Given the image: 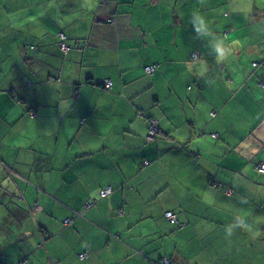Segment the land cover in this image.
Listing matches in <instances>:
<instances>
[{
  "label": "crops",
  "instance_id": "1",
  "mask_svg": "<svg viewBox=\"0 0 264 264\" xmlns=\"http://www.w3.org/2000/svg\"><path fill=\"white\" fill-rule=\"evenodd\" d=\"M194 12L211 33L193 30ZM220 38L233 45L223 62ZM259 163L264 0H0V187L36 198L8 204L0 188L12 264L41 253L23 225L45 264H264Z\"/></svg>",
  "mask_w": 264,
  "mask_h": 264
},
{
  "label": "rangeland",
  "instance_id": "2",
  "mask_svg": "<svg viewBox=\"0 0 264 264\" xmlns=\"http://www.w3.org/2000/svg\"><path fill=\"white\" fill-rule=\"evenodd\" d=\"M101 2L106 3V0H101ZM105 20H107V19L105 18ZM17 24H19L18 20H16L14 22V25H17ZM57 38H58V35H57ZM57 43H59V38L57 40ZM29 183H31V182H29ZM32 185H33V187H36L38 190H42V188H41L42 186H37L35 184H32ZM0 188L5 190V191L8 190L11 194H15V196L13 198L5 199V203L12 204V205H15V204L23 205L24 207H26V202L28 204H32V203L36 202L35 191L34 190H28V191H26V190H18V189H14L13 190L12 188H10V187H8L6 185L1 186ZM0 200H2V198ZM32 209H33V207L32 208H28V214L31 216V220L34 223L36 233L39 234V228L37 227L34 219H32V214H33ZM8 214H9V211H8V209L6 207H4L3 209H0V219H2V221H3L2 224H0V233H2V237H4V230H5V226H6V222H5L4 218ZM41 222L43 224H45V225H48L49 220L47 218H45V217H42ZM170 223L174 224L176 222H170ZM65 224H67V223H65ZM21 229L22 228L18 227L17 225H14V231L15 232L20 231ZM23 229H25L26 233L28 234V238L26 239L28 245H30L32 243V247L35 250H40V252H41L40 256L34 258V263L35 264H45L46 255H45V251L43 249L44 245H42L43 244L42 240H39V244L38 243H34L33 236L31 237V234L33 232H31L29 230L28 225H25V226L23 225ZM44 236L46 237L45 232H44ZM2 247H3V244H2V241H0V263H2V264H12L9 261V259H7V256L10 254L9 253L10 249H13L14 247H18L17 244L16 243L10 244L9 245V250H7L5 252L2 251Z\"/></svg>",
  "mask_w": 264,
  "mask_h": 264
},
{
  "label": "clouds",
  "instance_id": "3",
  "mask_svg": "<svg viewBox=\"0 0 264 264\" xmlns=\"http://www.w3.org/2000/svg\"><path fill=\"white\" fill-rule=\"evenodd\" d=\"M193 17L195 18L196 21H198L197 23H192ZM190 22L195 32L211 33V28L209 26L208 21L200 13L194 12ZM212 49L216 54L217 62L225 61V59H227L233 53V45H225V42L222 38L218 40L214 39V41L212 42ZM238 220L241 221V223L238 226L241 227L244 231L250 233L253 239H256L257 237L261 235L259 231H254L251 225L244 223L242 218L238 217ZM232 235H233V232L229 230L226 233V238H230Z\"/></svg>",
  "mask_w": 264,
  "mask_h": 264
},
{
  "label": "built area",
  "instance_id": "4",
  "mask_svg": "<svg viewBox=\"0 0 264 264\" xmlns=\"http://www.w3.org/2000/svg\"><path fill=\"white\" fill-rule=\"evenodd\" d=\"M58 38L60 39L59 47H60L62 53L66 54L68 52V50H69V45L67 43H65V37H64L63 34H58ZM253 65L256 66V63H254ZM145 71L147 73H150V72L153 71V67H146ZM109 86H110V82L105 81V87H109ZM155 131H156V121L151 120L150 121V125H149L148 136L153 138L154 135H155ZM257 168H258L259 172L263 173L264 172V163H259ZM104 191L101 192V194L103 196L109 194L111 190L109 188V190H107L106 192H104ZM227 192L229 193V191H227ZM164 216L169 222H176L177 223L176 216H175V214L172 211L166 212L164 214ZM68 222H69V220H67L65 223H68ZM179 226L182 227L183 224H179ZM162 264H168V261L167 260H163Z\"/></svg>",
  "mask_w": 264,
  "mask_h": 264
},
{
  "label": "trees",
  "instance_id": "5",
  "mask_svg": "<svg viewBox=\"0 0 264 264\" xmlns=\"http://www.w3.org/2000/svg\"><path fill=\"white\" fill-rule=\"evenodd\" d=\"M107 1V0H106ZM100 2H101V0H100ZM101 3H103V2H101ZM58 34H63V33H58ZM64 35V37H65V43H66V36H65V34H63ZM59 44H60V39H59ZM31 48H33V46L31 47ZM61 50V49H60ZM62 52V51H61ZM147 67H153V71L152 72H150V73H147V74H152L155 70H156V68L158 67L156 64L155 65H150V66H147ZM104 85V84H103ZM104 88H106L107 90H110V88L112 87V85H111V83H110V86L109 87H105V85L103 86ZM29 115L30 116H35V110L34 109H30V111H29ZM83 121L84 120H82L81 122L83 123ZM157 125V124H156ZM264 173V172H263ZM110 187V186H109ZM104 189H102L100 192H99V200L100 199H102V200H104V199H107L109 196H111L113 193H114V188H112V187H110V193L109 194H107V195H102L101 194V192L103 191ZM227 191H229V193L230 192H232L231 190H229V189H227ZM113 244L114 243H111L110 244V246H109V248H107V249H105V250H103V249H97V250H93L92 251V253L93 252H95L99 257H107L110 253H111V250H112V247H113ZM88 257H89V252L87 251V250H85L83 253H76V259L79 261V262H86L87 261V259H88ZM161 264V263H160Z\"/></svg>",
  "mask_w": 264,
  "mask_h": 264
},
{
  "label": "water",
  "instance_id": "6",
  "mask_svg": "<svg viewBox=\"0 0 264 264\" xmlns=\"http://www.w3.org/2000/svg\"><path fill=\"white\" fill-rule=\"evenodd\" d=\"M213 136H215V135H213ZM107 190H109V187L105 188V191H104V192H106ZM167 261H168V260H167ZM168 264H169V262H168Z\"/></svg>",
  "mask_w": 264,
  "mask_h": 264
}]
</instances>
